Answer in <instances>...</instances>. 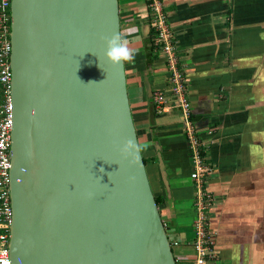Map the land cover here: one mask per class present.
<instances>
[{"label":"water","instance_id":"95a60500","mask_svg":"<svg viewBox=\"0 0 264 264\" xmlns=\"http://www.w3.org/2000/svg\"><path fill=\"white\" fill-rule=\"evenodd\" d=\"M10 18L11 264H176L142 154L119 153L138 140L104 56L118 0H10Z\"/></svg>","mask_w":264,"mask_h":264},{"label":"crops","instance_id":"0c3cea01","mask_svg":"<svg viewBox=\"0 0 264 264\" xmlns=\"http://www.w3.org/2000/svg\"><path fill=\"white\" fill-rule=\"evenodd\" d=\"M197 134L212 165L205 188L217 257L208 264H264V0H160ZM120 33L137 54L124 63L127 93L148 179L176 264L194 259L195 180L180 109L157 113L155 91L173 103L166 57L143 35L146 0H118ZM151 30V29H150ZM160 156V160L158 158ZM163 165L171 204L162 181Z\"/></svg>","mask_w":264,"mask_h":264},{"label":"built area","instance_id":"2783aa9c","mask_svg":"<svg viewBox=\"0 0 264 264\" xmlns=\"http://www.w3.org/2000/svg\"><path fill=\"white\" fill-rule=\"evenodd\" d=\"M146 2L150 12L149 16H151L149 18L150 27L155 32L154 45L165 55L167 60L170 91L173 99V103L168 105L163 92L155 91L153 102L157 113H162L172 107L180 109L194 169L191 177L196 182L195 216L193 219L194 241L192 242L195 252L193 262L190 264H208L217 257L209 213L215 203V197L205 188L209 175L213 173V167L206 162L205 141L197 134L191 119L190 105L186 98L185 74L178 65L174 35L167 23L162 4L160 0H146ZM10 22V0H0V264H11L8 247L12 219L9 191L12 131ZM169 243L171 247L178 244L170 239Z\"/></svg>","mask_w":264,"mask_h":264},{"label":"clouds","instance_id":"9594fccd","mask_svg":"<svg viewBox=\"0 0 264 264\" xmlns=\"http://www.w3.org/2000/svg\"><path fill=\"white\" fill-rule=\"evenodd\" d=\"M102 40L105 42L104 56L108 63L116 66L125 62L133 63L135 61L137 52L135 49L129 47L130 40L127 33H115L111 36L102 37ZM94 83L99 84L91 81L88 84ZM149 147L150 144L147 142H137L130 138L123 141L119 147V153L122 159L127 160L129 165L133 166L138 164L140 155Z\"/></svg>","mask_w":264,"mask_h":264},{"label":"trees","instance_id":"16d2710c","mask_svg":"<svg viewBox=\"0 0 264 264\" xmlns=\"http://www.w3.org/2000/svg\"><path fill=\"white\" fill-rule=\"evenodd\" d=\"M154 37H155V32H154V30L151 28V30H150V35H149V39H150L149 49H150V51H153L154 48H157V47L154 45ZM151 103L153 104V100H151ZM153 105H154V104H153ZM155 200H156L157 205H159V202L161 201L160 198L155 197Z\"/></svg>","mask_w":264,"mask_h":264}]
</instances>
